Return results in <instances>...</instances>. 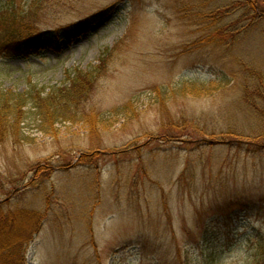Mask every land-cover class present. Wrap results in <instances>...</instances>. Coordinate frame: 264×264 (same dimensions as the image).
<instances>
[{
    "label": "rangeland",
    "instance_id": "obj_1",
    "mask_svg": "<svg viewBox=\"0 0 264 264\" xmlns=\"http://www.w3.org/2000/svg\"><path fill=\"white\" fill-rule=\"evenodd\" d=\"M252 3L264 11L38 0L44 47L0 52L3 91L47 94L68 70L103 67L78 102L90 123L48 134L29 104L31 140L0 141V202L43 215L27 264H264V19Z\"/></svg>",
    "mask_w": 264,
    "mask_h": 264
},
{
    "label": "trees",
    "instance_id": "obj_2",
    "mask_svg": "<svg viewBox=\"0 0 264 264\" xmlns=\"http://www.w3.org/2000/svg\"><path fill=\"white\" fill-rule=\"evenodd\" d=\"M37 3L38 0H33L30 5L23 7L16 0H6L0 8V52L30 53L44 47L47 35L42 34L35 25ZM251 9L256 11V17L264 19V11H259L256 4L252 3ZM102 67L103 64L91 71L79 68L68 70L69 84L47 94H43L41 90H34L33 95L12 90L3 91L0 86V141L11 139L21 143L31 140L26 136L23 124L29 104L41 119L40 130L48 134L56 132L58 123L62 120L78 121L85 118L90 123L91 118L85 117L87 114L81 116L83 114L77 112L80 110L78 102L98 78ZM210 87L194 83L192 91L201 94L208 92ZM124 109H133V106L128 105ZM7 202L8 200L0 202V264H27V245L39 229L43 215L24 207L7 211ZM26 224L31 228L25 230ZM204 234L210 236L208 232Z\"/></svg>",
    "mask_w": 264,
    "mask_h": 264
}]
</instances>
